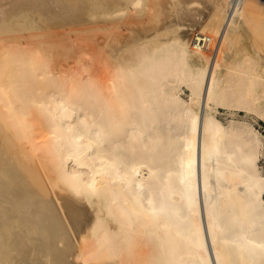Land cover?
<instances>
[{
    "label": "bare ground",
    "instance_id": "1",
    "mask_svg": "<svg viewBox=\"0 0 264 264\" xmlns=\"http://www.w3.org/2000/svg\"><path fill=\"white\" fill-rule=\"evenodd\" d=\"M250 115L264 0H0V264H264Z\"/></svg>",
    "mask_w": 264,
    "mask_h": 264
},
{
    "label": "rangeland",
    "instance_id": "2",
    "mask_svg": "<svg viewBox=\"0 0 264 264\" xmlns=\"http://www.w3.org/2000/svg\"><path fill=\"white\" fill-rule=\"evenodd\" d=\"M189 94V91L187 88L182 87L181 97L183 99H187V96ZM244 114L239 113L235 118L241 119L243 118ZM217 119L222 121L223 123L225 120L229 117V115L226 114V111L224 109H218ZM248 120L252 123L254 129H256L264 138V120L262 118H254L253 115L248 116ZM260 167H264V162L261 160L259 162ZM264 197V195H263Z\"/></svg>",
    "mask_w": 264,
    "mask_h": 264
}]
</instances>
